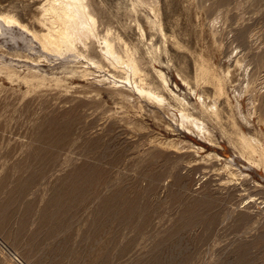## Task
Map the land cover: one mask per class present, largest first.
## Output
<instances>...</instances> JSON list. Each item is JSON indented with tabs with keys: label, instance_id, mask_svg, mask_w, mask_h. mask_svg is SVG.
Masks as SVG:
<instances>
[{
	"label": "rangeland",
	"instance_id": "obj_1",
	"mask_svg": "<svg viewBox=\"0 0 264 264\" xmlns=\"http://www.w3.org/2000/svg\"><path fill=\"white\" fill-rule=\"evenodd\" d=\"M92 1L101 30L110 26L143 52L144 44L160 47L159 59L147 63L149 73L156 77L153 67L160 68L192 103L179 74L194 85L201 65L219 77L230 72L231 103L236 105V87L244 95L247 116L237 118L262 149L250 154L216 128L221 147L207 150L218 151L223 160L204 164L198 155L205 153L178 155L157 145L187 137L181 130L168 134L149 115V138L145 133L140 140L136 131L122 129L121 110L106 94L95 98L92 76L83 80L35 42L32 51L0 35V65L12 63L17 75L0 70V264H19L10 252L24 264H264V0H158L166 39L148 26V8L135 13L132 0ZM44 2L0 0V14L41 34ZM136 19L146 32L144 43ZM34 68L62 83L28 82ZM254 102L263 108L255 110ZM134 111L129 116L140 120ZM224 131L237 140L231 120ZM231 158L246 179L221 170Z\"/></svg>",
	"mask_w": 264,
	"mask_h": 264
},
{
	"label": "bare ground",
	"instance_id": "obj_2",
	"mask_svg": "<svg viewBox=\"0 0 264 264\" xmlns=\"http://www.w3.org/2000/svg\"><path fill=\"white\" fill-rule=\"evenodd\" d=\"M157 2L158 0H132L135 13H137L138 8L142 7L148 8L151 11V16L145 15V19L148 26L155 32L161 33L163 38L166 39V34L164 32L163 25L159 21V15L157 14V11L155 9V5ZM39 9L42 12V21L40 26L42 28L40 31L41 34L31 31L27 26L22 24L16 17L12 15L0 14V35L5 37L8 36L16 47H19L20 42H22L25 44L26 48L32 51H34L33 46L37 43L40 46V49H42V51L49 53V55H54L55 57H57V59L59 58V60L62 59L61 61H63L65 65H70L72 67L71 69L73 74H80V76L84 78L83 80L87 81H89L90 77L92 76L94 82L90 83L93 86H96V88L93 86L92 87L94 88L93 91L97 93L96 94L93 92L92 94H96V97H94L101 100H104V94H106L107 99H110L114 102V104H116V106H118V110H121V112L117 111L118 114L120 113L121 117L120 126L124 125V127L121 126L122 129H130L132 133L137 132L136 135L138 137L136 135L135 136L140 140L145 136L146 133V140L149 137H147L148 135L146 131L148 130V127L146 126L147 124L145 122V117L146 115H149L150 117H152L151 119L155 120V126L157 123L162 127L161 129H164V131L168 132V134L175 133L176 131L179 132V130H181L187 137V140H180L177 138L165 139L164 136H162L164 139L161 142L157 143V145L162 144V146H164L163 148H168V151L173 150L177 154L178 152L181 153L182 151L183 154L185 152V155L187 154V152H195L196 155L200 153H205V155L203 154L204 156L198 155V157L200 158V160H202V163L204 164H210L208 163V161L216 162L223 160L222 155L218 151L207 150L209 146L214 148L221 147L219 137L214 133V129L216 128L219 130V133H221V136L226 137L229 143L237 144L236 141H238V143L241 144L243 150H247L250 154H255V152H257L259 149H262L261 144L259 143L257 138L252 136L247 137L244 134L242 124L237 118V115L242 119H246L247 116L242 110L243 99L241 100V97L244 95L242 94L243 92L241 90L239 91L238 87H236V89H234V92L236 93L234 95L236 105H233L231 103L228 92L226 91V85L230 81V76L233 77L230 72H228L227 76L219 77L218 74V76L213 74V72L208 68V66L206 67V64L205 66L201 65L196 69L194 85H192L189 80L179 74L178 79L181 82L180 85L183 86V88L187 87L188 95L191 97V100L195 98V102L192 103L189 100L187 94L182 95L180 93L181 88L178 84H175L174 87H172L170 81L168 80L169 78L166 76L165 72H163L160 68L158 69L156 67H153L156 77H153L149 73L147 63L149 61L155 62L159 59V55L161 52L160 47H158L152 42L149 44H144L145 50L143 52L138 45H133L131 44L132 42H128L120 33L114 31L110 26H107L105 30H101L100 28L102 24L100 23V16L92 0H45L43 5H41ZM136 22L140 32V43H144L146 39L145 29L139 23L138 19H136ZM15 28L19 29L18 34L14 32ZM243 34L241 33L242 37ZM37 48L35 47V50ZM245 49L246 47L244 48V50ZM12 60L7 61L12 62ZM1 61H3V59ZM11 64L12 63H5L3 65H0V70L5 69L9 73V77H13L14 75H16L13 70L15 67L12 68ZM77 65H80V67H76ZM96 74H98V76H95ZM242 75L246 77V74L244 75V73H242ZM250 75L249 78L252 77H250ZM49 76L50 75H48L46 71H42L41 69L35 70L34 68V71L32 70L31 72L30 79L25 76L24 77L25 80H27L28 82L34 81L37 84H42L49 79H51V81L53 80L56 85L62 83V80L60 78L55 76L49 78ZM96 77H99V79H96ZM245 80L242 81L244 82ZM104 81H107L109 87H99V85L103 84ZM249 81L252 82V78L251 80L249 79ZM248 84L250 83L248 82ZM242 86L239 88L242 89ZM247 87H249V85ZM245 90H247V88H245ZM103 102L105 101H102L101 103L103 104ZM249 103L251 102H248V104ZM224 106H226V108H224ZM254 106L255 102L253 104V107ZM262 106L263 105H261V108H263ZM250 107H252V105ZM254 108L255 110L261 109L257 107ZM130 110H135L136 113L134 115L139 116L138 118L141 119H131L129 114L132 112H130ZM255 110L252 111L255 113ZM107 111L110 112L111 110L107 109ZM248 112L250 113V111ZM103 113H101V115ZM149 116L148 118H150ZM98 119L101 120L102 116ZM116 119L118 120L119 118ZM226 120L232 121V124L236 130L237 140H234L231 136H227V134L225 133L224 130ZM90 124L93 123L90 122ZM149 131L148 133L150 134V136H153V134H151L152 132ZM154 136V139L156 138L157 141L160 140L156 137V135ZM130 137L131 135L129 136V139ZM132 137L131 139L136 138L134 136ZM151 141L153 140L150 139V142ZM155 141L153 143L157 142ZM162 146L157 147H160L161 149ZM193 153L191 154L193 155ZM224 160L225 163L223 167H221V170L224 169L228 172L229 175L238 177L237 180L241 179L242 177H245V174L236 167L232 158L229 160ZM194 161H196V163L194 164H197V166L199 165V163H201L199 160H195V158ZM191 162L193 161H189V163ZM193 166L191 165L192 168ZM207 171L205 170L204 172ZM212 171L214 170L212 169ZM223 179L221 178V180ZM231 179H229L230 182ZM235 179H232V181ZM244 179H246V177ZM229 180L225 182L228 183Z\"/></svg>",
	"mask_w": 264,
	"mask_h": 264
},
{
	"label": "built area",
	"instance_id": "obj_3",
	"mask_svg": "<svg viewBox=\"0 0 264 264\" xmlns=\"http://www.w3.org/2000/svg\"><path fill=\"white\" fill-rule=\"evenodd\" d=\"M1 244H2V243H1ZM2 246H3L5 249H7L5 245L2 244ZM10 254L12 255V257H13V258H14L19 264H24V263L19 259V257H18L15 253L10 252Z\"/></svg>",
	"mask_w": 264,
	"mask_h": 264
}]
</instances>
